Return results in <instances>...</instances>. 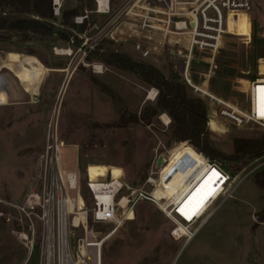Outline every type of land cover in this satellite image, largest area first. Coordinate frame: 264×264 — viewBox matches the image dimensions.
I'll use <instances>...</instances> for the list:
<instances>
[{
  "label": "rangeland",
  "instance_id": "1",
  "mask_svg": "<svg viewBox=\"0 0 264 264\" xmlns=\"http://www.w3.org/2000/svg\"><path fill=\"white\" fill-rule=\"evenodd\" d=\"M127 1L112 0L110 14L99 15L91 0H68L65 11L77 10V15L87 14L88 19L79 25L74 17L66 25L63 18H52L57 31L43 41L23 42L18 33L1 34L6 42L0 37V264H40L42 226L34 220L36 235L30 253L28 243L17 233L20 217L15 207L25 203L32 188L41 193L37 162L54 131L62 165L69 174H78L87 209L92 208L87 177L94 181L109 166L115 176H121L118 167L129 185L143 186L155 158L182 143L172 137L173 124L168 127L160 120L166 113L151 122H121L122 105L106 93L119 96L128 112L138 115L155 106L158 98L149 100L156 88L108 66L94 54L98 51L125 54L185 84L190 38L172 39L163 56H145L133 40L120 37L121 19L113 22ZM245 13L252 27L250 40L228 34L216 53L195 49L188 70L196 87L240 107H246L247 82L264 74V0H254L251 11ZM185 86L188 96L202 99ZM212 126L215 132L206 127L210 144L225 155L233 154L235 138L264 136L258 126L238 128L222 121L218 131L215 120ZM261 161L237 165L240 171L235 174L242 176ZM230 166L224 167L233 173ZM255 174L243 181L236 199L186 245L172 237L173 223L155 205L139 202L129 221L103 245V264H264V225L257 232L253 229L264 224L258 218L264 192L256 186ZM202 187L196 184L186 198L189 203ZM105 228L91 223L90 231L105 232Z\"/></svg>",
  "mask_w": 264,
  "mask_h": 264
},
{
  "label": "built area",
  "instance_id": "2",
  "mask_svg": "<svg viewBox=\"0 0 264 264\" xmlns=\"http://www.w3.org/2000/svg\"><path fill=\"white\" fill-rule=\"evenodd\" d=\"M49 1L52 3L53 18H63L68 0ZM91 1L95 3L97 14H110L112 0L108 1L106 12H101L99 0ZM253 3L254 0H128L113 22L121 19V26L118 27L120 37L133 40L145 56H163L172 39L190 38L189 56L185 58L187 73L183 77L185 84L200 93L208 105V130L212 131L213 120L219 124L227 121L238 128L258 126L264 130L263 73H258L247 82L246 107L200 90L188 73L193 51L216 53L228 35L230 13L250 12ZM74 19L76 24L83 25L88 15H77ZM154 91L152 101L158 97L157 90ZM163 117H167L168 122ZM160 120L165 126L172 124L166 114L161 115ZM160 158L164 159L163 165H158ZM261 160L264 161V158ZM224 166L205 156L189 142H182L167 155L155 158L152 172L143 186L129 185L124 170L118 167H115L118 172L123 171L121 176H115L113 167L109 166L110 170L94 181L87 177V189L92 199V208L87 209L79 191L78 174H69L62 165V152L54 131L46 151L37 162L36 179L42 182L41 193L32 188L25 203L15 207L20 217L17 233L28 243L32 253L36 235L34 220L40 222V264H103V245L129 221L139 202L147 201L173 223L172 237L176 241L183 240L186 245L228 202L236 199L243 181L262 169L264 163L242 176ZM197 183L203 184L202 190L189 203L186 198ZM204 201L205 204L198 208ZM91 223L106 227L105 232L90 231Z\"/></svg>",
  "mask_w": 264,
  "mask_h": 264
},
{
  "label": "trees",
  "instance_id": "3",
  "mask_svg": "<svg viewBox=\"0 0 264 264\" xmlns=\"http://www.w3.org/2000/svg\"><path fill=\"white\" fill-rule=\"evenodd\" d=\"M93 2V1H91ZM8 9V12H5ZM78 14L77 10L65 11L64 24L70 25V19ZM52 3L49 0H0V37L1 34L18 33L23 42L43 41L53 37L56 28L52 24ZM65 40L67 36L60 33ZM3 37V38H2ZM101 60L108 66L136 75L144 83L159 91L155 106L146 108L139 115L131 114L123 100L106 90L114 102L122 107L119 110L121 122H151L159 113H166L173 124L172 137L177 141L189 142L192 146L212 160L228 166L233 173L240 171L237 165H246L247 161L264 158V136L261 138H235L233 154L225 155L214 149L207 134L208 107L203 99L191 98L184 83L168 78L158 68L147 63L136 62L129 56L110 51L100 53ZM235 165V166H234ZM254 182L264 192V169L257 172ZM259 222H264V207L258 214ZM259 223L254 226V230Z\"/></svg>",
  "mask_w": 264,
  "mask_h": 264
},
{
  "label": "crops",
  "instance_id": "4",
  "mask_svg": "<svg viewBox=\"0 0 264 264\" xmlns=\"http://www.w3.org/2000/svg\"><path fill=\"white\" fill-rule=\"evenodd\" d=\"M251 32H252L251 22H250V18L247 13H240L237 18L235 17L229 18L227 34H232L238 37H245L249 41L251 38ZM185 37L184 39L188 38L187 36ZM213 121H211V126H212ZM218 125H219L218 131H222V127L220 126L219 123ZM262 225L264 224L259 225V227L255 230V232H257ZM247 261H249L248 258H247Z\"/></svg>",
  "mask_w": 264,
  "mask_h": 264
},
{
  "label": "bare ground",
  "instance_id": "5",
  "mask_svg": "<svg viewBox=\"0 0 264 264\" xmlns=\"http://www.w3.org/2000/svg\"><path fill=\"white\" fill-rule=\"evenodd\" d=\"M108 1L109 0H99V2H100V10H101V12H106L107 11V7H108ZM246 11H240V12H231L230 13V15H229V18L230 17H235V18H237L238 17V15L240 14V13H245ZM229 20V19H228ZM185 36H183V38H184ZM186 38V37H185ZM65 53V52H64ZM99 69V68H98ZM200 90H202V89H200ZM202 91H204V90H202ZM154 95H155V91L153 90L152 92H151V94H150V99L149 100H153L154 99ZM163 120L165 121V122H168V118L167 117H163ZM213 132H215L214 130H212ZM207 198H203V200H206ZM205 204V201L202 203V202H200V204L197 206L198 208L200 207H202L203 205ZM195 211H197V209H195Z\"/></svg>",
  "mask_w": 264,
  "mask_h": 264
},
{
  "label": "water",
  "instance_id": "6",
  "mask_svg": "<svg viewBox=\"0 0 264 264\" xmlns=\"http://www.w3.org/2000/svg\"><path fill=\"white\" fill-rule=\"evenodd\" d=\"M68 82H69V80L67 79V81H66L65 84H64V87H63V90H62L61 96H62L63 92L65 91ZM61 96H60V99H61ZM58 105H59V104H58ZM58 105H57V108H58ZM56 111H57V110H56ZM163 163H164V159H163V158H160L159 161H158V165H163ZM19 230H21V228H20Z\"/></svg>",
  "mask_w": 264,
  "mask_h": 264
}]
</instances>
